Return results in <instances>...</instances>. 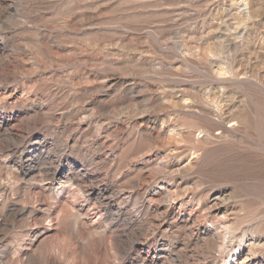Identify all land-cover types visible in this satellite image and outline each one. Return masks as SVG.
<instances>
[{
	"label": "rangeland",
	"instance_id": "rangeland-1",
	"mask_svg": "<svg viewBox=\"0 0 264 264\" xmlns=\"http://www.w3.org/2000/svg\"><path fill=\"white\" fill-rule=\"evenodd\" d=\"M3 1L0 264L264 256V0ZM218 66L243 82L212 89ZM219 96L243 136L201 131Z\"/></svg>",
	"mask_w": 264,
	"mask_h": 264
},
{
	"label": "bare ground",
	"instance_id": "bare-ground-1",
	"mask_svg": "<svg viewBox=\"0 0 264 264\" xmlns=\"http://www.w3.org/2000/svg\"><path fill=\"white\" fill-rule=\"evenodd\" d=\"M11 1L14 3V2H17V1H20V0H11ZM0 3L3 4L4 1L3 0H0ZM39 32H41V31H39ZM212 71L213 72H210V77H211L210 81L212 83V89L215 88V87L228 86V84H229L230 81L231 82H237V83L238 82H243V78L237 72H234V73L228 75L224 71V69L221 68V67H219V66L216 67V68H214V70H212ZM68 78H70V77H68ZM110 78H111V76H110ZM110 80L111 79H107V82L108 83L109 82H112ZM257 85L258 86H263L261 83H258V82H257ZM14 93H15L14 90L13 91H10V93L7 96L10 98V97H12V95ZM73 97H75V96H73ZM221 101H222V96H219L216 99L211 100V103H203L202 104L203 105V108L201 110H199L198 113L201 116H203L206 120L210 121L211 124L210 123L204 124L202 126L201 131L204 132V134L212 135V136H217V134H219V136H222V135H225V134L226 135H230V136H235L237 134L238 135H242V133L246 134L245 128L247 127V123H248V117H249L248 116V111L247 110H244L243 111L244 112V115H242L241 113H240L241 115H239L238 113H236L235 111L232 110V105H229V104H221L220 103ZM236 114H238V115L236 116ZM157 116H156V118L154 117V120H150L149 119L148 121H146V124H148L147 126L150 127V128H152L153 131H155L154 134H155V136L157 138H163V139H165L167 141V142H165V140H164V144H165V146L167 148H169V149L172 148V149H177V150L181 149L182 146H184V145H180L177 142V139L175 140L172 135H169L170 133H168L167 130H164L161 126H160L161 128H157L156 127ZM214 130H218L217 134L214 133ZM189 137L191 138L192 141H199V140H197V138L195 137L194 134H190ZM257 143L258 144H256V143L255 144L258 145L260 148L264 149V146L262 144H260L259 141H257ZM186 149H187V147H186ZM1 188L2 187L0 185V189ZM164 189L165 188H162V190H164ZM0 192H2V191L0 190ZM169 210L171 211V209H169ZM165 213H167V211ZM190 218L191 217H189L187 220H190ZM208 230H210V229L209 228H203V233H208ZM138 235H139V233H138ZM216 235H217V238H219V236L221 234L218 233ZM217 238L214 237L213 240H212V249H217V247H220L221 246L222 247V250H220V254H222V252L224 251V249L226 250V247L227 246L225 244H226V241H228V239H226V241H224V243H219V242H217ZM261 244H262V240L261 239H257V238H253V237L249 238L248 240L245 239L234 250V252H235L234 254H235V256H237V258L235 259L234 263L236 262V260H239V259L242 261L243 264H251L252 261H254V260H256V261L259 260L261 263H264V256H262V255H256L254 253V251H253V248H258V247L261 246ZM140 245H143V244H140ZM140 245H138V247ZM245 245H246L247 248H243ZM135 246H137V245H135ZM207 252H208L207 250H204V258H202V260H204V261L207 260V256H206L207 255ZM212 257L215 258V259L217 258L215 255H213ZM232 257H233V255L231 256V258Z\"/></svg>",
	"mask_w": 264,
	"mask_h": 264
}]
</instances>
